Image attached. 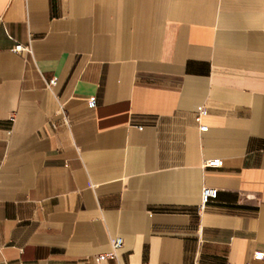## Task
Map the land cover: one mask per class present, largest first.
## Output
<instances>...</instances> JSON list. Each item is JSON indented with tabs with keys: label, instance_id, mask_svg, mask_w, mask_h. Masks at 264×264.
<instances>
[{
	"label": "crops",
	"instance_id": "crops-1",
	"mask_svg": "<svg viewBox=\"0 0 264 264\" xmlns=\"http://www.w3.org/2000/svg\"><path fill=\"white\" fill-rule=\"evenodd\" d=\"M0 18V264H264V0Z\"/></svg>",
	"mask_w": 264,
	"mask_h": 264
},
{
	"label": "built area",
	"instance_id": "built-area-1",
	"mask_svg": "<svg viewBox=\"0 0 264 264\" xmlns=\"http://www.w3.org/2000/svg\"><path fill=\"white\" fill-rule=\"evenodd\" d=\"M1 22V18H0ZM23 50L31 51L30 47L23 46L21 44H17L14 48L15 52H21ZM57 83L56 79L50 80L49 86H53ZM97 98L94 97L90 100V106L95 108L97 107ZM207 114V111L200 112L197 117L196 121L200 124L203 120V117ZM201 131H207L208 126L200 124ZM210 165L215 164V162H209ZM218 196V189L214 187L206 186L202 190V207L211 202L213 199L217 198ZM124 246V239L123 237H115L111 239V251L109 253H103L98 255V260L107 261L111 260L112 264H124L121 262L119 257V250ZM254 258L256 259H263L264 260V253L256 252L254 254Z\"/></svg>",
	"mask_w": 264,
	"mask_h": 264
}]
</instances>
